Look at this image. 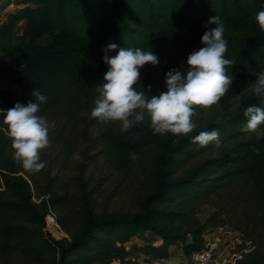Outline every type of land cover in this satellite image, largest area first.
Masks as SVG:
<instances>
[{"label": "trees", "instance_id": "16d2710c", "mask_svg": "<svg viewBox=\"0 0 264 264\" xmlns=\"http://www.w3.org/2000/svg\"><path fill=\"white\" fill-rule=\"evenodd\" d=\"M19 4L0 19V83L11 78L22 94L0 89V107L33 100L36 89L48 98L39 115L56 112L85 139L90 129L97 130L102 147L114 155L143 154L152 142L154 156L148 167L150 186L136 210L95 213L79 197V206L72 211L74 203L66 190L55 192V177L43 169H24L13 156L11 139L0 132V264H20L15 261L17 253L41 264H132L126 259L127 245L144 233L156 235L158 243L132 248L162 264L173 251L186 257L201 251L206 231L226 225L241 232L253 247L234 264H264V123L247 131L243 115L249 105L264 108V97L247 92L264 71V29L255 19L264 0H20ZM215 15L226 25L225 58L235 61L226 67L234 79L219 100L220 109L200 120L192 117V132L154 134L137 124L121 131L120 121L104 123L91 116L97 86L108 67L102 50L109 42L157 54L159 64L146 63L134 85L146 91L151 85L155 93L154 73L161 74L163 89L164 73L202 46L204 24ZM19 22L22 28L15 41ZM45 36L48 41L39 43ZM194 107L196 114L201 113L200 105ZM213 129L220 133L219 144L212 141L201 147L191 139ZM63 150V155L71 152ZM33 196L40 201H33ZM206 204L213 211L201 221L196 214ZM47 205L68 238L56 239L43 230Z\"/></svg>", "mask_w": 264, "mask_h": 264}, {"label": "clouds", "instance_id": "9594fccd", "mask_svg": "<svg viewBox=\"0 0 264 264\" xmlns=\"http://www.w3.org/2000/svg\"><path fill=\"white\" fill-rule=\"evenodd\" d=\"M261 29H264V8L255 16ZM214 25V27H210ZM201 47L194 48L187 56L186 64L173 67L164 73V89L151 91V85L134 87L140 81V69L146 64H159L157 54L140 47H121L109 42L104 48L103 62L108 66L102 83L97 86L98 95L91 108V116L108 123L120 121L121 131L144 121H150L154 134H185L192 132L196 114L195 105L210 107L219 102L233 77L226 66L235 63L225 58L228 42L224 36L226 25L219 15L209 17L204 24ZM115 50V54L110 53ZM253 92L264 97V72L256 77ZM33 100L27 103L16 102L14 106L0 107V132L11 139L14 158L29 171L44 168L40 150L49 144V122L39 115L40 107L47 102V96L36 89ZM243 115L247 118L244 129L256 130L264 123V108L249 105ZM218 130H203L193 136V142L201 147L215 141L219 144ZM135 159V153H132Z\"/></svg>", "mask_w": 264, "mask_h": 264}, {"label": "rangeland", "instance_id": "374dc122", "mask_svg": "<svg viewBox=\"0 0 264 264\" xmlns=\"http://www.w3.org/2000/svg\"><path fill=\"white\" fill-rule=\"evenodd\" d=\"M19 3L20 0H0V19L4 12L16 10L20 6ZM21 28L22 23L19 22L15 29V41L20 36ZM47 41L48 38L45 36L38 42L46 43ZM183 64H186L185 60L179 61L176 67ZM154 74V90H163L164 88H161V74ZM255 82L256 78L247 89V92L253 91ZM0 89H6L17 95L22 94L21 87L15 84L11 78L0 83ZM218 109H220L219 102L207 108L201 106V113L195 114L194 118L200 120L202 117H208ZM45 117L49 122V144L40 150V159L45 165L42 169L55 177V192H59V188L66 190L67 196L74 203V205L71 203V210L75 211L78 208L79 197L85 199L95 213L136 210L138 200L148 192L150 186L148 167L154 156L152 150L154 143H149L144 153L137 154L135 159L130 155H119L117 153L114 155L102 147V141L97 130L90 129L88 138L85 139L80 136L77 129L72 130L71 122H64L56 112L51 111ZM137 125L151 130L147 116L144 121ZM63 148H70L71 152L63 155ZM64 157L65 161H63ZM37 177L42 187L44 185L43 177L41 174ZM0 189L2 188L0 187ZM212 211L213 208L206 204L198 210L196 216L203 221ZM58 225L59 229L51 231V235L56 239L68 238L65 230L60 224ZM70 225L72 229L77 228L76 223ZM207 231H209L207 238L210 240L214 236L222 235L214 254L218 264H233L236 255H241L243 252L253 249L251 242L246 241L243 234L232 226H223L221 231L219 229H208ZM158 241L156 235L148 233L134 237L127 245L130 253L126 259L130 260L132 264H158V261L148 259L149 257L144 256L139 250L132 248V246L139 248L146 242L158 243ZM176 252L179 253V251H173V255ZM15 261L20 264H41L30 261V259L23 257L21 253L15 255ZM160 262L167 264L166 261ZM112 264L120 263L119 261H113ZM168 264L194 263L186 258L185 261H169Z\"/></svg>", "mask_w": 264, "mask_h": 264}, {"label": "built area", "instance_id": "2783aa9c", "mask_svg": "<svg viewBox=\"0 0 264 264\" xmlns=\"http://www.w3.org/2000/svg\"><path fill=\"white\" fill-rule=\"evenodd\" d=\"M42 198H45L47 200L46 196H42ZM33 201L38 203L40 199H37L36 197L33 196ZM44 219H45V226L43 227L44 231L50 233L51 231H57L59 229V225H58L59 223L57 221L56 214L49 205H47V211L45 213ZM216 229H219L221 231L222 227ZM207 234H209V231H206L204 235L206 240L205 248L202 249L201 251L194 252L189 257H187L189 260H192L194 264H218V261L216 260V258H214V254L221 240L222 235L219 234L218 236H214V238L210 240L207 238ZM240 257L241 255H236L234 262L237 258Z\"/></svg>", "mask_w": 264, "mask_h": 264}, {"label": "crops", "instance_id": "0c3cea01", "mask_svg": "<svg viewBox=\"0 0 264 264\" xmlns=\"http://www.w3.org/2000/svg\"><path fill=\"white\" fill-rule=\"evenodd\" d=\"M186 258H187V257L184 256L182 253H180V252H179V253L176 252L175 255L171 256L170 258H168V259H166V260H163L162 262L166 261V262L168 263L169 261H175V260L181 262V261H185Z\"/></svg>", "mask_w": 264, "mask_h": 264}]
</instances>
